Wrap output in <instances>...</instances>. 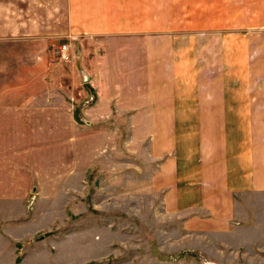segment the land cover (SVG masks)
I'll return each mask as SVG.
<instances>
[{"label":"crops","instance_id":"0c3cea01","mask_svg":"<svg viewBox=\"0 0 264 264\" xmlns=\"http://www.w3.org/2000/svg\"><path fill=\"white\" fill-rule=\"evenodd\" d=\"M0 54V196L75 204L97 163L125 165V130L187 235L232 236L245 196L264 232V0H0Z\"/></svg>","mask_w":264,"mask_h":264},{"label":"rangeland","instance_id":"374dc122","mask_svg":"<svg viewBox=\"0 0 264 264\" xmlns=\"http://www.w3.org/2000/svg\"><path fill=\"white\" fill-rule=\"evenodd\" d=\"M173 22L200 28L209 19ZM184 39L186 44L208 43L210 37ZM57 51L60 61L69 60ZM2 80L0 90L7 88ZM93 100L89 95L85 102ZM32 134H26V144L41 148L68 135L64 128ZM129 140L123 130L116 162L125 165L115 169L111 157L97 163L88 174L89 194L76 197L73 205L66 206L62 195H36L35 189L24 197L0 196V264H264V249L258 247L264 245L263 227L247 225L259 219L257 208L247 212L245 207L254 197L237 198L232 236L187 235L182 218L164 210L161 191L146 190L153 182L149 167L143 154L137 161L130 156Z\"/></svg>","mask_w":264,"mask_h":264},{"label":"built area","instance_id":"2783aa9c","mask_svg":"<svg viewBox=\"0 0 264 264\" xmlns=\"http://www.w3.org/2000/svg\"><path fill=\"white\" fill-rule=\"evenodd\" d=\"M59 54H60V57L61 59H67V55H68V46L67 45H62L60 48H59Z\"/></svg>","mask_w":264,"mask_h":264}]
</instances>
